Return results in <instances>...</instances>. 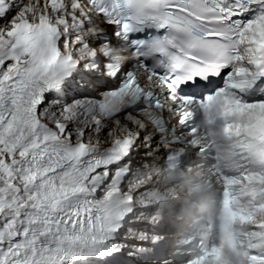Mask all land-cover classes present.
I'll use <instances>...</instances> for the list:
<instances>
[{"label":"snow or ice","instance_id":"snow-or-ice-1","mask_svg":"<svg viewBox=\"0 0 264 264\" xmlns=\"http://www.w3.org/2000/svg\"><path fill=\"white\" fill-rule=\"evenodd\" d=\"M132 216L144 264H264V0H0V264H120Z\"/></svg>","mask_w":264,"mask_h":264},{"label":"bare ground","instance_id":"bare-ground-1","mask_svg":"<svg viewBox=\"0 0 264 264\" xmlns=\"http://www.w3.org/2000/svg\"><path fill=\"white\" fill-rule=\"evenodd\" d=\"M179 226V225H178Z\"/></svg>","mask_w":264,"mask_h":264}]
</instances>
